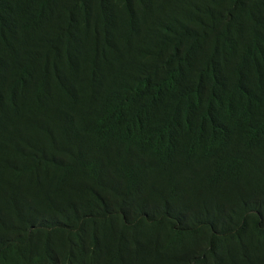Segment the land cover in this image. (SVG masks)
I'll list each match as a JSON object with an SVG mask.
<instances>
[{
    "label": "trees",
    "instance_id": "trees-1",
    "mask_svg": "<svg viewBox=\"0 0 264 264\" xmlns=\"http://www.w3.org/2000/svg\"><path fill=\"white\" fill-rule=\"evenodd\" d=\"M0 264H264V0H0Z\"/></svg>",
    "mask_w": 264,
    "mask_h": 264
}]
</instances>
